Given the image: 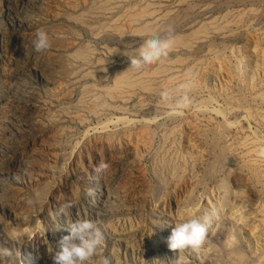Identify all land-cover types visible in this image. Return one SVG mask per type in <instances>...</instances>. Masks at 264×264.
<instances>
[{
	"label": "rangeland",
	"instance_id": "obj_1",
	"mask_svg": "<svg viewBox=\"0 0 264 264\" xmlns=\"http://www.w3.org/2000/svg\"><path fill=\"white\" fill-rule=\"evenodd\" d=\"M84 1L0 0V264H51L78 219L104 234L85 264H264V0ZM153 39L166 54L133 68ZM193 218L199 253L170 251Z\"/></svg>",
	"mask_w": 264,
	"mask_h": 264
},
{
	"label": "clouds",
	"instance_id": "obj_2",
	"mask_svg": "<svg viewBox=\"0 0 264 264\" xmlns=\"http://www.w3.org/2000/svg\"><path fill=\"white\" fill-rule=\"evenodd\" d=\"M35 38L32 41L33 49L36 53H44L51 48V41L48 33L42 29H36ZM167 42L158 39L149 40L139 49L138 58L130 56V64L133 68H140L143 64L153 63L162 54H166ZM107 165L101 162L97 167L98 173L103 172ZM65 206L59 210V214L64 213ZM207 224L199 219L193 218L185 222L178 223L171 229L167 238V246L170 251L183 252L191 250L199 253L205 244L207 236ZM67 235H64L56 242V249L51 248L49 243L48 252L51 264H85L97 251L98 246L104 239V234L97 223L92 220H75L66 226ZM12 255L11 249L0 247V260ZM104 264H110L107 258ZM176 264H179L177 261Z\"/></svg>",
	"mask_w": 264,
	"mask_h": 264
},
{
	"label": "bare ground",
	"instance_id": "obj_3",
	"mask_svg": "<svg viewBox=\"0 0 264 264\" xmlns=\"http://www.w3.org/2000/svg\"><path fill=\"white\" fill-rule=\"evenodd\" d=\"M84 1V0H83ZM94 1V0H93ZM98 1V0H97ZM113 1V0H112ZM117 1V0H116ZM145 1V0H144ZM184 1V0H183ZM85 2V1H84ZM96 2V1H95ZM111 2V1H110ZM142 2V1H141ZM181 2V1H180ZM87 3V2H86ZM103 3H105V2H103ZM107 3V2H106ZM106 3H105V5H106ZM113 3V2H112ZM92 4H94L93 2L92 3H90V5H92ZM99 4V3H98ZM109 5V4H108ZM116 5V4H115ZM118 5V4H117ZM116 5V6H117ZM146 5H148V3L146 4ZM154 5V4H153ZM101 6V5H100ZM103 6H104V4H103ZM97 7V6H96ZM95 7V8H96ZM112 7V6H111ZM111 7H110V9H111ZM151 7V6H150ZM113 8V7H112ZM141 8V7H140ZM148 8V7H147ZM92 9V8H91ZM99 9V8H98ZM107 9H109V8H107ZM143 9V8H142ZM96 10V9H95ZM94 10V11H95ZM132 10H134V9H132ZM131 10V11H132ZM145 10V9H144ZM143 10V11H144ZM92 12V11H91ZM137 12H139V11H137ZM142 12V11H141ZM172 12V11H171ZM93 13V12H92ZM170 13V12H169ZM255 13H257V12H255ZM132 14V13H131ZM138 14V13H137ZM144 14H146V13H144ZM87 15V14H86ZM89 15H90V13H89ZM92 15V14H91ZM93 15H95L94 13H93ZM92 15V16H93ZM128 16V15H127ZM147 16H149L150 17V15H147ZM95 17V16H94ZM132 17V16H131ZM134 17V16H133ZM135 17H137L138 18V16H135ZM129 18V17H128ZM91 19V18H90ZM127 19V18H126ZM141 19H143V18H141ZM159 19V18H158ZM136 20V19H135ZM221 20V19H220ZM133 21V20H132ZM139 21V20H138ZM149 21V20H148ZM155 21V20H154ZM128 22H129V20H128ZM135 22V21H134ZM137 22V21H136ZM212 22H213V20H212ZM139 23V22H138ZM152 23V22H151ZM130 24V23H129ZM134 24V23H133ZM132 24V25H133ZM227 24V23H226ZM241 24V23H240ZM150 25V24H149ZM118 26V25H117ZM142 26V25H141ZM210 26H212V25H210ZM116 27V26H115ZM127 27V26H126ZM145 27V26H144ZM215 27V26H214ZM125 28V27H124ZM135 28V27H134ZM155 28H156V25H155ZM204 28H205V26H204ZM203 27H202V29H204ZM116 29H118L117 27H116ZM126 29V28H125ZM138 29V28H137ZM142 29V28H141ZM219 29V28H218ZM217 29V30H218ZM223 29V28H222ZM113 30H114V28H113ZM129 30V29H128ZM219 30H221V29H219ZM149 31H150V28H149ZM201 31H205V29L204 30H201ZM222 31V30H221ZM123 32V31H122ZM145 32H147V31H145ZM198 32H199V29H198ZM217 32V31H216ZM143 33V32H142ZM193 34V33H192ZM202 34H204V32L202 33ZM132 35V34H131ZM134 35V34H133ZM249 35V34H248ZM185 36V35H184ZM192 36V35H191ZM202 36V35H201ZM207 36V35H206ZM209 36V35H208ZM180 37H182V36H180ZM174 38V37H173ZM184 38H186V36L184 37ZM191 38V37H190ZM192 38H193V36H192ZM173 41L176 43V42H182L181 44H187L188 42L186 41V40H181V38H179V36L178 37H176V38H174L173 39ZM198 41H200V40H198ZM170 42V41H169ZM172 42V41H171ZM168 43V42H167ZM172 44H173V42H172ZM190 45V44H189ZM169 46V45H168ZM186 46V45H185ZM188 48V47H187ZM174 49V48H173ZM176 50V49H175ZM112 51V50H111ZM136 51V50H135ZM119 53V52H118ZM248 54H249V58L251 59V61H252V63H253V65H252V73L249 75V76H247L246 77V81H247V83L249 84V86H250V84H251V82H252V80H253V78H255V75L257 74V76L259 75V72L260 71H262L261 69H262V62H264V60H263V57H262V55L260 54V52H259V50L255 47V45L253 46V47H251V48H248V52H247ZM262 53V52H261ZM135 55V54H134ZM263 60V61H262ZM78 61V60H77ZM86 61V60H85ZM159 62V61H158ZM71 63V62H70ZM181 63V62H180ZM72 64V63H71ZM159 64V63H158ZM176 64V63H175ZM183 64V63H182ZM74 66V65H73ZM130 66V65H129ZM194 66V65H193ZM131 67V66H130ZM127 68H129V67H127ZM173 69V68H172ZM198 69V68H197ZM164 70V69H163ZM174 70V69H173ZM152 71V70H151ZM150 71V72H151ZM154 71V70H153ZM162 71V70H161ZM169 71V70H168ZM167 71V72H168ZM186 71V70H185ZM198 71V70H197ZM134 73H135V71H133ZM145 72V71H144ZM148 72V71H147ZM188 72V71H187ZM70 73V72H69ZM166 73V72H165ZM164 73V74H165ZM204 73V72H203ZM217 74H212V77H214V75H220L221 73L220 72H216ZM73 74V73H72ZM154 74V73H153ZM161 75H162V73H160ZM73 75H75V74H73ZM73 75H70V77L71 76H73ZM146 75V74H145ZM150 75V74H149ZM152 75V74H151ZM157 75V74H156ZM203 75V74H202ZM114 76H115V74H114ZM153 76V75H152ZM159 76V75H158ZM194 76V75H193ZM127 76H125V75H123V74H118L115 78H116V82H117V84L118 85H121V83L124 85H130V86H132L131 84L132 83H130L128 80H127V78H126ZM189 77V76H188ZM62 79H63V77H61ZM183 78V77H182ZM201 79V78H200ZM203 79V78H202ZM68 80V79H67ZM147 80V79H146ZM153 80V79H152ZM212 80V79H211ZM203 81V80H202ZM230 81V80H229ZM156 82V81H155ZM199 82V81H198ZM120 83V84H119ZM141 83H142V81H141ZM147 83V82H146ZM146 83H142L143 84V86L146 84ZM142 84H140L139 85V82L137 81L136 82V85H139L141 88L143 87V86H141ZM162 84V83H161ZM135 85V84H134ZM133 85V86H134ZM166 85V84H165ZM183 85V84H182ZM185 85V84H184ZM196 85L197 86H199V84H195V87H194V84H190L189 86H190V89L191 88H197L196 87ZM146 86V85H145ZM148 86V85H147ZM146 86V87H147ZM186 86H188V85H186ZM189 86L187 87V88H189ZM139 87V88H140ZM151 87V86H150ZM157 87V86H156ZM160 87H163V86H160ZM140 88V89H141ZM151 88H153V86L151 87ZM143 89V88H142ZM144 89H148V90H150L149 89V87H147V88H144ZM152 91V90H151ZM155 90H153L152 92H154ZM156 93V92H155ZM164 93V92H163ZM175 95V94H174ZM260 98V100L261 101H263L264 102V96H262V97H259ZM189 109V108H188ZM246 110V109H245ZM229 111V110H228ZM251 111V110H250ZM171 113V112H170ZM245 113H247V115L246 116H248V117H252L253 116V113L251 114L249 111H247V112H245ZM121 118H123V117H121ZM121 118H120V120H121ZM117 119V118H116ZM119 119V118H118ZM117 119V120H118ZM249 119V118H248ZM116 120V121H117ZM124 120V119H123ZM260 120V119H259ZM75 151V150H74ZM73 151V152H74ZM74 155H75V153H73ZM108 200V199H107ZM40 237H41V235H40V233H39V231L37 230V229H32V230H30V231H28V241L29 242H35V241H38L39 239H40ZM27 241V242H28ZM37 243V242H36ZM35 243V244H36ZM42 248V247H41Z\"/></svg>",
	"mask_w": 264,
	"mask_h": 264
}]
</instances>
